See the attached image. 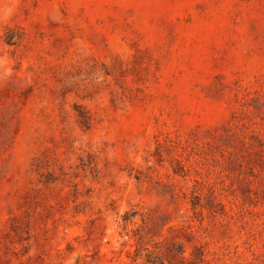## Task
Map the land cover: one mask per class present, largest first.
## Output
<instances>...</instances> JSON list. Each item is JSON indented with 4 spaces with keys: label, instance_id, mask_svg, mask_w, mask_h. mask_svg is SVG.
<instances>
[{
    "label": "rangeland",
    "instance_id": "obj_1",
    "mask_svg": "<svg viewBox=\"0 0 264 264\" xmlns=\"http://www.w3.org/2000/svg\"><path fill=\"white\" fill-rule=\"evenodd\" d=\"M0 264H264V0H0Z\"/></svg>",
    "mask_w": 264,
    "mask_h": 264
}]
</instances>
